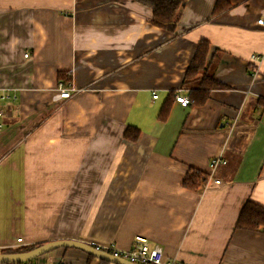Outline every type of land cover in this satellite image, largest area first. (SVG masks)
Returning a JSON list of instances; mask_svg holds the SVG:
<instances>
[{
	"label": "crops",
	"instance_id": "obj_1",
	"mask_svg": "<svg viewBox=\"0 0 264 264\" xmlns=\"http://www.w3.org/2000/svg\"><path fill=\"white\" fill-rule=\"evenodd\" d=\"M260 17L264 0H182L170 32L135 0H0V90L16 95L0 100V249L21 238L124 250L141 236L184 264H264V231L235 227L247 200L264 207ZM201 40L223 87L173 101L161 121ZM60 72L76 91L54 102ZM217 155L204 186H182ZM88 256L56 248L31 264H98Z\"/></svg>",
	"mask_w": 264,
	"mask_h": 264
},
{
	"label": "trees",
	"instance_id": "obj_2",
	"mask_svg": "<svg viewBox=\"0 0 264 264\" xmlns=\"http://www.w3.org/2000/svg\"><path fill=\"white\" fill-rule=\"evenodd\" d=\"M137 3L151 10V23L161 29L167 31H174L176 26V17L178 11L181 8L182 0H135ZM223 8L219 3L216 4L215 11H219ZM208 42L201 40L197 46L195 54L189 63V66L185 72V76L182 81L183 88L189 89L188 106L200 105L204 103L208 97L209 91L214 88L223 87L219 82H217L210 73L207 72L205 67V58L208 51ZM202 76H198V74ZM58 81H62L66 85L70 79L63 73H58ZM57 81V82H58ZM197 83L193 86L192 83ZM174 100V92H170L164 104L162 105L159 113L158 119L165 120L171 103ZM257 105L260 108L261 113H264V98L260 97L257 99ZM130 132H136V130L129 127L125 130V137H129ZM136 138V134L131 138L132 140ZM208 174L199 171L195 168L188 167L184 173L182 180V186L190 190H198L204 186L207 182ZM236 228L246 229V230H263L264 231V207L251 201L247 200L237 217ZM38 244H32L27 246H21L15 249H3L0 252H21L32 249ZM89 259H93L92 255L88 256ZM32 260L21 262V263H4V264H31ZM98 264H110L105 260H99Z\"/></svg>",
	"mask_w": 264,
	"mask_h": 264
},
{
	"label": "built area",
	"instance_id": "obj_3",
	"mask_svg": "<svg viewBox=\"0 0 264 264\" xmlns=\"http://www.w3.org/2000/svg\"><path fill=\"white\" fill-rule=\"evenodd\" d=\"M257 24L264 26V17H260L257 19ZM24 56H27V54H24ZM76 90L74 87H72L71 83L64 85L62 82H59L56 84V87L54 88V92L51 95V100L54 102L68 99L70 96L75 92ZM153 98H156L157 95L153 94ZM15 99L16 95L14 93L8 92V90L1 89L0 90V100H8V99ZM174 100L178 102L181 106H187L188 105V98L184 96L183 94L177 93L174 95ZM2 116L3 112L0 109V129L2 127ZM224 162L222 158L217 155L209 161V178H212V173L216 169L219 163ZM214 182L219 183L218 179H214ZM16 245L24 246V243L21 238L16 239ZM95 248L109 252L110 254L114 256H118L121 258H124L132 263H138V264H184L179 261H176L175 259H166L163 257L162 248L154 243L149 242L147 239L136 236L132 242L129 248L120 250L116 248L113 244H91ZM17 246H11L8 247V249H15ZM6 248H1V250Z\"/></svg>",
	"mask_w": 264,
	"mask_h": 264
},
{
	"label": "water",
	"instance_id": "obj_4",
	"mask_svg": "<svg viewBox=\"0 0 264 264\" xmlns=\"http://www.w3.org/2000/svg\"><path fill=\"white\" fill-rule=\"evenodd\" d=\"M64 247L79 249L87 255H92L97 259L105 260L112 264H138V263L129 262L124 258L114 256L109 252L99 250L89 243L75 239L51 240L38 244L32 249L21 252H0V264L26 262L46 252H49L53 249L64 248Z\"/></svg>",
	"mask_w": 264,
	"mask_h": 264
},
{
	"label": "rangeland",
	"instance_id": "obj_5",
	"mask_svg": "<svg viewBox=\"0 0 264 264\" xmlns=\"http://www.w3.org/2000/svg\"><path fill=\"white\" fill-rule=\"evenodd\" d=\"M256 22H257V20H256ZM250 58H251L252 60H256V59L258 58V56H256V55H252ZM198 76H202V75L198 74ZM59 82H62V81H58L57 84H58ZM69 82H70V81H69ZM69 82H68L67 84H69ZM62 83H63V82H62ZM63 84H64V83H63ZM67 84H66V85H67ZM189 91H190L189 89H186L185 93L183 92V95L186 96L187 98H188V93H189ZM52 94H53V93H52ZM73 94H74V93H73ZM73 94H72V95H73ZM72 95H71V96H72ZM174 95H175V94H174ZM71 96H70V97H71ZM15 99H16V98H15ZM15 99H12V98H11V99H8V100H15ZM188 102H189V98H188ZM187 106H188V105H187ZM185 107H186V106H185ZM0 109H1L2 112H3V109H2L1 107H0ZM3 115H4V112H3ZM2 118H3V116H2ZM1 120H2V119H1ZM1 129H2V127H1ZM1 129H0V130H1ZM214 157H215V156H214ZM212 158H213V157H212ZM210 160H211V159H210ZM214 171H215V170H214ZM213 173H214V172H213ZM213 173H212V176H213ZM208 178H209V172H208ZM94 244H95V243H94ZM99 245H101V244H99ZM16 248H18V247H16Z\"/></svg>",
	"mask_w": 264,
	"mask_h": 264
}]
</instances>
